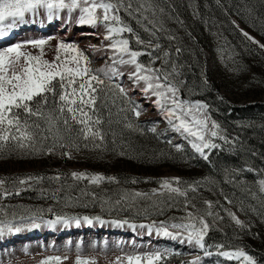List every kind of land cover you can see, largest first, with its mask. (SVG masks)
Masks as SVG:
<instances>
[{"label": "snow or ice", "instance_id": "6c2138e0", "mask_svg": "<svg viewBox=\"0 0 264 264\" xmlns=\"http://www.w3.org/2000/svg\"><path fill=\"white\" fill-rule=\"evenodd\" d=\"M122 9L148 33L147 42L132 24L121 16ZM159 11L163 13L164 9L160 8ZM247 11L251 14L254 9L248 8ZM147 13H151L153 17L156 15V7L151 0H141L135 7L132 0H0V39L7 37L21 25L37 23L38 19L41 25L45 20L49 23L59 20L65 28L72 25L75 19L76 26L102 29L91 33L100 38V44H89L87 47L94 55L101 53L105 57L104 65L93 69L92 59L77 42L59 38L53 49L54 56L47 59L46 46H51L53 36L29 38L0 47V153L20 151L32 155H51L59 148L62 156L71 159L72 153L67 149L75 148L79 151L80 142H83L86 149L91 143L93 150L107 151V133L104 130L106 121L102 109L108 108V93L112 94L113 105L117 95L127 100L129 107H121L119 112L130 111L135 118H139L143 111L139 103L131 100L129 90L123 87L122 83L116 82L118 77L125 75L131 82V90H139L144 98L153 103L170 128L179 133L194 153L204 160L209 159V152L222 147L217 140L224 144L230 143L221 124L212 119L210 105L201 100L182 98V85L185 82L176 80L175 77L179 73L176 72V65L171 62V53L162 51L158 42L157 33L165 30L163 22L157 27V22L149 19ZM261 23L264 25V20ZM240 32L248 41L264 50V43L243 29H240ZM169 39L174 40L175 37L171 36ZM175 51L179 54L182 49L177 47ZM218 51L225 67L239 55L223 48H218ZM144 56L148 57L147 62L141 60ZM158 61L160 66L156 67ZM106 80L108 84L105 83ZM111 117L109 110V125L112 123ZM125 120V127L143 134L144 130L138 123L128 121L126 116ZM148 130L155 133L156 127ZM112 137L113 151L119 148L117 155L126 156V146L117 144L115 132H112ZM166 142L172 144L171 140ZM174 147L177 152L184 150L183 145L179 143ZM233 171L237 174L245 171L256 172L261 178L255 183L264 194V170L257 171L247 167ZM67 176L74 182L87 181L88 184L98 187L104 182L118 185L121 183L116 175L89 173L86 170H73L69 174L58 173L47 177L43 174L7 176L0 177V200L18 196L22 190L32 189L45 179L59 182ZM206 180L207 178L205 181H187L179 176L158 179L145 177L143 182L156 183L159 187L149 191L121 188L117 199L109 197L100 200L101 211L111 214L117 208L131 210L134 211L135 217H143V221H147L139 223L127 217L105 220L101 215L56 213L51 206L46 210L42 207H28L25 213L18 215L13 211L10 214L6 208L14 206L0 204V238L42 226L55 228L57 225L70 227L74 224L79 227L82 223H108L115 227L127 226L133 231L146 229L149 235L155 232L158 237L187 244L198 254L182 264H203L204 258L213 256L237 261L238 264H259L258 259L250 255L244 247L207 243L206 237L212 230L208 217H222H219V213H214L213 201L205 200V209L201 211L193 199L189 198V192L195 193ZM140 182L137 178H126L123 181L125 184ZM59 191L60 188H57L52 192L54 199ZM91 195L95 200L96 194ZM165 195L167 200L153 199ZM180 198H183L182 207L176 210L183 211L182 216L151 218L163 216V205L171 207L180 202ZM65 200L66 207L89 206L87 203L80 205L79 198L66 196ZM139 200H152V203L148 207L137 208ZM18 207L25 208L24 205ZM224 211L236 225L245 229L244 222L235 213L228 209ZM45 212L51 218H46ZM247 230L250 231V226ZM173 254L179 253L154 249L143 253L124 254L116 257L115 264H164ZM61 259L60 256H49L38 264H60ZM63 259L66 260L67 257ZM0 264L3 262L0 261ZM8 264L12 262L9 260ZM75 264H96V261L77 255ZM216 264H220L219 259Z\"/></svg>", "mask_w": 264, "mask_h": 264}, {"label": "trees", "instance_id": "16d2710c", "mask_svg": "<svg viewBox=\"0 0 264 264\" xmlns=\"http://www.w3.org/2000/svg\"><path fill=\"white\" fill-rule=\"evenodd\" d=\"M133 6L141 0H132ZM156 7V15L147 13L149 19L163 22L162 32H158L159 43L162 51L171 53V62L176 65L179 75L177 81H184L181 96L184 99L201 100L210 105L211 116L221 124L225 130L230 143L222 144L219 149L208 153L209 159L193 158L186 160L183 153H173L171 146L162 141L161 138L148 131L141 124L143 134L131 131L125 124V116L128 121L137 123L130 111L119 112L121 107L127 106L115 96V104L112 103V94L108 93V108L102 109L105 118L104 130L107 133L108 150L104 152L91 151V159L98 160L112 166L113 175L120 178L121 183L109 184L104 182L101 186L74 182L70 176L61 181H49L45 179L32 189L22 190L20 195H13L0 200V204L7 207L11 214L15 211L18 215L25 213L26 208L49 206L53 210L63 209L76 211H101L100 200L111 197L118 198V191L127 188L123 181L133 173L136 177L142 174H153L162 166H180L185 161L197 169V174L202 183L195 193L189 192L190 199L199 205L203 200H211L214 204V213H220L222 219L212 225L206 241L208 244L225 243L233 247H244L250 255L255 256L259 264H264V194L259 191L255 183L260 176L256 172H242L237 174L233 169L239 170L247 167L260 171L264 170V52L242 36L239 28L233 21L238 22L247 30L264 41V3L262 0H151ZM160 8L164 11L161 13ZM248 8L254 11L249 14ZM128 22L139 32L146 42L148 33L136 24V21L123 15ZM182 21L183 23H180ZM174 36V40L169 37ZM227 41V43H226ZM156 41H154L155 43ZM180 47L182 51L177 54L175 49ZM218 48L226 51L231 50L238 53L233 62L227 67L221 62ZM205 52H209L213 61L212 68L206 66ZM147 62L148 57H141ZM159 61L156 67H159ZM170 68V66H169ZM205 79L207 85H205ZM108 84V81H105ZM108 91V89H106ZM102 98H103V94ZM112 113V123H107L108 111ZM112 132L116 134L117 144H124L127 151L126 156L117 155L113 151L111 143ZM234 141V143H232ZM49 144L51 141L48 142ZM83 145V142H80ZM6 152L3 153L4 156ZM58 153V154H57ZM61 149L57 148L51 155H32L24 152H13L12 160L20 162H39V169L33 174H43L45 177L56 174H69L66 170H55V163L64 156ZM107 157H110L108 160ZM56 159L55 162H56ZM126 173V174H125ZM68 185H73L69 188ZM57 188L56 199L52 192ZM41 189L44 191L42 192ZM129 189V188H127ZM92 193L96 194L93 200ZM66 196L79 198V204L87 203L88 207L72 206L66 207ZM227 197V199H225ZM153 199L167 200V196L153 197ZM228 201H231L229 203ZM183 198L180 202L169 207L163 205L165 212L163 216H152L159 219L182 207ZM152 200H139L136 207H148ZM24 205L25 208L18 207ZM205 206V205H203ZM228 209L234 212L245 224L241 229L224 211ZM152 209L150 208V211ZM61 211V210H59ZM105 217L119 218V213L134 216V211L117 208L109 214L102 211ZM125 216V217H129ZM250 226V231L248 227Z\"/></svg>", "mask_w": 264, "mask_h": 264}, {"label": "rangeland", "instance_id": "374dc122", "mask_svg": "<svg viewBox=\"0 0 264 264\" xmlns=\"http://www.w3.org/2000/svg\"><path fill=\"white\" fill-rule=\"evenodd\" d=\"M120 14L121 16H123L126 13L122 9ZM44 23L48 24L49 22L45 20ZM28 24L31 25L34 29H31L30 31L20 30L17 32L10 33V35H8L6 38L0 40V47H5L11 43L19 42L29 38L53 36L54 39L51 42V46H46L47 59H52V57L54 56L53 49L57 43V40L59 38H63L66 41L77 42L81 46V48L85 50L86 54L89 55V57L92 59L93 69L100 68L104 65L105 57L101 53H96L94 55L91 50H89L87 47L89 44H100V38L95 35H92L91 33H93L94 31H102V29L96 30L89 26H76L75 19H73L72 25L68 26L67 28H65L63 22L59 20L51 22L52 25L48 28V30L35 29L36 25L41 24L39 22V19L35 24ZM28 24L21 25L18 28L21 29L22 27ZM235 24L237 25L239 30L243 29L244 31H247L251 36L255 37L256 40L260 41L261 43H264V41H262L258 36L247 30L238 22L235 21ZM16 30L17 29L13 31ZM33 30L36 31L32 33ZM262 51L264 52V50ZM205 58L206 66L209 69L212 68L213 61L209 52H205ZM116 82L122 83V86L129 90V97L131 98V100L141 105L143 109L141 116L139 118H135L133 116L137 123L144 126L147 130L155 126L156 132H150L161 138V140L164 142L171 140L172 144L169 145L171 146L173 153L177 152L174 145L179 143L183 145L184 149L182 152L179 153L180 155L181 153H183L182 156H185L186 160L193 158L203 159L199 156V154L194 153L190 145L187 143V141L183 139V137L180 136L179 133L173 131L170 128L167 121L159 113L158 109L153 103L144 98V96L140 93L139 90H131V82L128 80L126 75L124 77H118ZM261 97L262 99H264V93ZM119 98V100H121V102L125 104L128 108L129 105L127 103V100L120 96ZM212 119L214 118L212 117ZM216 142L219 143V140H217ZM67 151H71V159H68L67 157H64V159L60 158L58 160L54 157L53 159H51V163H55V170L63 169L62 172L66 170L67 173H70L73 170H86L89 173L101 172L106 175H113L112 166L99 162L96 159L94 160V158L91 159L87 157L93 154L91 153V151H96L92 149L91 143H89L87 149L84 148V146L81 144L79 151H77L75 148L67 149ZM13 152L18 151L6 152V156H4L3 153H0V177L33 174L36 169L40 168L39 162L22 163L19 159L13 161L11 154ZM54 159H56V162ZM107 159L109 160L110 157H107ZM186 160L181 161L180 166H162L158 169V171L153 172V174H142L139 177H136V173L127 175L129 176V180L131 178H137L141 181L140 183L136 184L127 183V188H129V190L135 189L149 191L152 188L159 187V185L156 183L143 182L145 177H153L158 179L160 177L179 176L187 181L199 180L200 175L197 174V169L190 165H187L188 163L186 162ZM80 182L88 184L87 181ZM204 201L205 199L203 200V203ZM203 205L204 204L199 205V202L196 204L197 208L201 211L205 209V206ZM54 212L78 213L80 215H101L105 220L116 219L114 217H105L104 214H102L104 213L102 211H69L66 210L65 207H63V209L61 208L58 210H54ZM119 214L120 219L125 218V216H129L126 213ZM182 215L183 211L175 210L172 211L170 214L166 215L165 217H161L159 219H167L171 216ZM45 216L46 218H51L47 214V212H45ZM222 216L223 215H220L219 213V217ZM127 218L135 219L137 223L143 221V217L129 216ZM208 220L211 225H214L217 224L221 219L217 218L214 215L213 217H208ZM86 225L88 224L82 223L79 227L75 226L74 224L70 227L57 225L55 228H48L42 226L38 229L26 230L18 234H13L4 238H0V261H2L3 264H8L9 260L12 262V264H38L40 260L46 257L60 256L62 258L60 264H75L76 256L80 255L82 258L94 259L96 261V264H115L116 257L122 256L124 254L143 253L146 251H152L154 249H167L169 251L179 254L171 255L167 258L164 264H182V262L189 261L195 255L198 254L197 251H194L187 244H181L178 241H173L164 237H158L155 232L149 235L146 229H136L135 231H133L127 226L115 227L108 223L100 224L98 222H94L93 224L89 225V227H91L92 225H97L99 228L88 229L84 228ZM68 228H75L77 230L73 231L72 233H67L66 231ZM35 230H48L50 232L48 234H33ZM136 234L139 235L138 238L134 236ZM6 238H9L10 240L4 242ZM78 245L79 248H77ZM25 249H27V251H25ZM64 257H67V259H63ZM218 259L220 260V264H238L237 261H227L223 258H217L215 256L210 258H204L203 264H216V261Z\"/></svg>", "mask_w": 264, "mask_h": 264}, {"label": "bare ground", "instance_id": "6f19581e", "mask_svg": "<svg viewBox=\"0 0 264 264\" xmlns=\"http://www.w3.org/2000/svg\"><path fill=\"white\" fill-rule=\"evenodd\" d=\"M52 24L51 23H43V25H41V24H39V25H36V27H35V29H37V30H48V28L51 26ZM31 29H34L31 25H26V26H24V27H22L21 29H19V28H17V30L16 31H12L11 33H13V32H17V31H20V30H28V31H30ZM34 31H36V30H33L32 31V33H34ZM22 32V31H21ZM6 38V37H5ZM4 39V38H3ZM0 40H2V39H0ZM84 228H90V229H97V228H99L97 225H92L91 227H89V225H86ZM75 230H77V229H75V228H68L67 229V233H69V232H73V231H75ZM50 231H48V230H39V231H37V230H35L34 231V233L33 234H48ZM66 233V234H67ZM135 237H139V235L138 234H136V235H134ZM10 239L9 238H6V240L4 241V242H7V241H9Z\"/></svg>", "mask_w": 264, "mask_h": 264}]
</instances>
